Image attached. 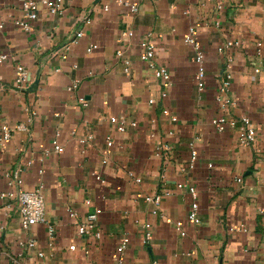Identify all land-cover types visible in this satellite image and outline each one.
Listing matches in <instances>:
<instances>
[{
  "label": "crops",
  "instance_id": "1",
  "mask_svg": "<svg viewBox=\"0 0 264 264\" xmlns=\"http://www.w3.org/2000/svg\"><path fill=\"white\" fill-rule=\"evenodd\" d=\"M23 1L0 0V115L11 127L28 125L9 140L0 135V194L11 189L14 174L26 189L41 186L46 223L24 230L0 199V264L19 254L26 264H264V55H257L264 0H64L60 15L36 0L31 31L14 25L24 18ZM81 30L84 36L71 44ZM128 30L133 37L123 36ZM191 31L205 55L201 91L196 52L185 43ZM148 37L156 64L170 73L168 87L141 60L140 43ZM229 41L241 46L223 48ZM20 65L28 74L22 85ZM228 66V113L252 121L256 138L249 147L238 130L212 125L223 113L218 96ZM56 135L61 153L52 146ZM188 187L198 191L197 223L188 219ZM155 194H163L156 215L145 200ZM96 210L102 237L81 239L79 224ZM124 237L130 244L120 255ZM28 240L37 248L19 247Z\"/></svg>",
  "mask_w": 264,
  "mask_h": 264
},
{
  "label": "built area",
  "instance_id": "2",
  "mask_svg": "<svg viewBox=\"0 0 264 264\" xmlns=\"http://www.w3.org/2000/svg\"><path fill=\"white\" fill-rule=\"evenodd\" d=\"M63 1L64 0H42V4L48 9L51 14L60 15L64 13L63 9ZM121 4L129 7L132 13L138 12V7L134 4L120 1ZM39 10V3L36 0H24L22 3V12L24 14L23 20H15L14 25L20 29L25 31H31V22L34 21L38 16ZM108 10V8H106ZM4 25L0 24V29H3ZM84 36V31H79L76 34V37L71 41V44H76L80 38ZM124 37H133L134 32L132 30H128L123 33ZM150 37V36H149ZM142 41L140 43L141 49V60L149 65V67L155 72L157 78H159L165 87H168L171 84V76L169 71L164 67H159L155 60V52L156 46L150 40V38ZM185 43L188 45L193 46L195 49V63L197 66V73H196V83L197 88L201 91L205 88L206 82V66H205V55L201 51L197 40L194 37L193 31L191 34L186 37ZM241 44L239 41H229L225 44L223 48L231 49L233 47H240ZM93 48L89 49L88 51L91 52ZM257 55L263 56L264 55V45L263 43H257ZM118 57H122V51H118ZM2 60L6 59L5 56L1 57ZM230 66L227 67V72L225 77L221 83L219 89V96L218 101L220 104V108L222 110V115L212 120V125L217 128L218 131L224 132L227 129H235L238 130L239 134V141L240 143L245 146L249 147L252 146L255 142L256 138V131L252 121L245 116L236 117L232 116L228 113V109L233 105L232 100L229 98L228 94L231 87L232 82V73L229 69ZM125 71H130V62L125 60ZM256 72H261V69H256ZM28 80V74L24 66L20 65L17 67V84L22 85ZM78 87V81L74 82L72 86L69 88L70 91L75 90ZM163 96H166L165 94ZM81 103L85 106L88 104L81 99ZM154 101L151 100L150 104H153ZM164 113H168V111H164ZM175 120V119H174ZM131 126H135V123H132ZM127 129V125L125 121H121L119 124V131L124 132ZM28 131V125L26 124H18L14 127L9 126L5 123L0 115V135L3 140H9L14 132H26ZM84 142V141H83ZM52 146L57 153L63 152V147L61 145L59 135H56L54 140L52 141ZM196 157H192V164L190 167H193V163L195 162ZM95 178L104 183L102 177L96 175ZM138 183L141 182V179L136 180ZM9 186L11 189L8 191H4L0 194V199L6 203L5 209L8 213H17L19 217V221L21 227L24 230H29L31 227L39 224L46 223V200L45 195L43 193L42 187H37L35 189H26L24 186V181L21 177L17 174H14L13 178L9 181ZM178 188H184L183 185H178ZM189 194L192 198L188 219L192 223H197L200 221L199 211L200 205L198 201V191L194 187H188ZM163 194H155L152 196H148L145 198L147 203L154 205L153 214H158L162 203ZM102 214L101 210H96L94 213H91L86 217V219L79 224L78 227V235L81 239H86L87 237H95L96 239H100L102 237L101 231L98 229V219L99 216ZM69 215L71 218H77V213L74 211H70ZM183 223L181 221L176 222V228L181 232L182 236L186 235V232L182 229ZM145 233H144V242L148 243L152 239V231L151 225L146 224L144 225ZM0 230H3V227L0 225ZM49 233L51 236L54 234V228L52 226L49 227ZM130 244L129 237H124L118 248L117 251L121 255L125 252L127 247ZM18 245L21 249H36L37 242L34 240L28 241H20ZM71 250H75V247H70ZM38 258H43L44 254L42 252H37ZM22 254H19L18 259L13 258L11 260V264H26L22 262ZM119 264H123V261L120 259Z\"/></svg>",
  "mask_w": 264,
  "mask_h": 264
}]
</instances>
